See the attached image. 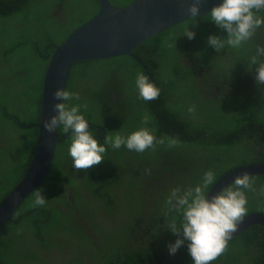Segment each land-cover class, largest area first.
I'll return each mask as SVG.
<instances>
[{
  "label": "trees",
  "instance_id": "trees-1",
  "mask_svg": "<svg viewBox=\"0 0 264 264\" xmlns=\"http://www.w3.org/2000/svg\"><path fill=\"white\" fill-rule=\"evenodd\" d=\"M110 1L124 7L133 0ZM99 9V0H0V202L36 151L51 56ZM207 15L145 39L133 55L73 66L65 90L79 99L62 102L79 105L88 131L107 148L105 158L76 170L68 154L72 132L58 128L61 141L47 176L0 232V264H194L187 242L169 252L178 236L168 226L183 222L182 212L167 203L172 190L194 188L211 169L215 182L208 193L227 172L264 163V85L256 84L250 62L264 46V33L256 30L241 46L225 43L217 52L208 37L226 41L227 32ZM188 27L194 39L183 35ZM139 72L160 89L157 99L139 97ZM141 128L164 143L141 153L107 142ZM170 139L178 143L170 147ZM249 177L254 185L243 189L246 215L264 213V175ZM39 191L46 204L33 207ZM210 264H264V227L255 224L232 237Z\"/></svg>",
  "mask_w": 264,
  "mask_h": 264
},
{
  "label": "clouds",
  "instance_id": "clouds-1",
  "mask_svg": "<svg viewBox=\"0 0 264 264\" xmlns=\"http://www.w3.org/2000/svg\"><path fill=\"white\" fill-rule=\"evenodd\" d=\"M202 2L203 0H192L190 6L185 10L190 14L189 18L192 19V23H195L201 14ZM261 13H264V0H223L222 3L213 6L206 15L210 17V21L226 30L227 40L224 41L219 36L210 35L207 41L208 45L219 52L225 47V43L234 48L241 46L243 42L254 35L256 30L260 35L263 34L264 15ZM183 35L191 40L195 38L196 33L188 27ZM261 56H264V46H257L256 54L251 57L250 61L252 65H256L254 75L257 85H264V62L259 60ZM135 83L139 97L145 101H152L159 97L160 89L150 82L149 77L143 72L136 75ZM53 97L61 102L53 105L57 114L43 122L44 128L49 133L58 130L61 126L65 132L71 130L72 142L68 154L71 156L73 168L76 170H87L100 164L105 158L103 154L106 153L107 148L101 145L88 131L89 124L80 114L79 105L69 108L62 102L73 98L79 99L78 94L58 88L53 93ZM188 111L194 113L195 107L190 106ZM106 139L113 149L126 146L129 150L141 153L149 148H154L156 144L164 143L163 139L157 140L147 128L132 132L126 139L119 134L114 138L109 136ZM177 143L178 141L175 139L169 140L170 147ZM29 167L30 165L25 174ZM214 182L215 173L210 169L203 174L202 182L194 188H189L183 193L178 188L173 189L167 201L170 210L182 212L183 215L180 227H176L175 224L168 226L171 232L178 236L174 243L169 244V252L174 255L187 242L188 251L194 264H210L226 250L228 241L246 215L248 201L243 189L253 190L254 185V182L245 173L235 178L233 181L235 188L229 187L218 194L209 196L206 189ZM260 194L264 195V187L260 189ZM46 201L42 192L39 191L35 195L32 206L43 207Z\"/></svg>",
  "mask_w": 264,
  "mask_h": 264
},
{
  "label": "water",
  "instance_id": "water-1",
  "mask_svg": "<svg viewBox=\"0 0 264 264\" xmlns=\"http://www.w3.org/2000/svg\"><path fill=\"white\" fill-rule=\"evenodd\" d=\"M99 11L77 27L55 49L47 67L42 90L38 144L27 173L0 202V232L23 200L42 183L51 166L56 145L61 141L57 130L49 133L43 122L56 115L53 93L64 88L72 67L80 61L133 55V49L145 39L190 17L185 10L192 0H133L124 7L110 0H99ZM223 0H203L200 15H206ZM264 175V163L237 167L224 174L207 193L218 194L238 175ZM264 227V214L245 215L232 237L251 225Z\"/></svg>",
  "mask_w": 264,
  "mask_h": 264
}]
</instances>
